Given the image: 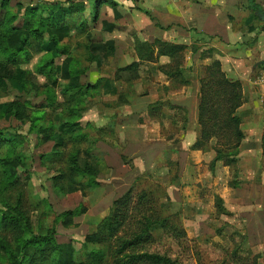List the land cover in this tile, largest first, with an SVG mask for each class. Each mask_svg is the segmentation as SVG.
Instances as JSON below:
<instances>
[{"label":"rangeland","instance_id":"1","mask_svg":"<svg viewBox=\"0 0 264 264\" xmlns=\"http://www.w3.org/2000/svg\"><path fill=\"white\" fill-rule=\"evenodd\" d=\"M112 2L114 5L105 3L103 0H0V20L3 21L7 15L15 16L16 20L12 27L16 28V33L8 39V42L12 48L16 49L24 47L23 42L28 37L30 20L47 28L46 37L48 40L44 43L46 50L49 46L55 47L52 38L57 33L59 34L57 36L61 49H57L55 52L57 61L55 76L58 79V101L63 102L61 93L68 83L63 73L71 61L70 57L77 55L83 57L88 54L82 49L84 45L93 41L104 42V40L116 39L117 46H121L120 48L124 50L123 53L118 51V57H120L122 54L126 56L127 48L129 46L134 47L137 41H146L154 37L151 26H156L158 13H154L153 7L155 4H161V2L155 4L145 0H112ZM179 2V6L190 7L193 10L196 5L200 4L201 0H180ZM260 2L264 5V0H260ZM76 5L82 6L84 10L72 14L75 10L73 6ZM221 9H223L222 6ZM30 10L38 12L28 17ZM147 12L149 16L146 14ZM53 19L60 21L65 27L59 28V30L50 29L48 23L53 22ZM254 21L253 23L235 24L230 19L234 32L248 29L252 30L253 34H258L264 24L257 18ZM82 23L86 24L84 31L77 28V25L80 26ZM52 26L54 25L52 24ZM111 26H116V29ZM66 46L70 48L67 55H65L66 49L64 50ZM31 52L33 61L29 68L39 63L44 54L41 48L36 45ZM86 58H88L87 55L82 58L84 60L82 64L92 69L93 74L89 77L85 76L83 82L96 79L94 77L97 73L96 65L90 66ZM190 58L191 54L187 52L184 63L189 64ZM117 59L116 55L115 61H111L110 65L104 67L105 72L111 76L114 75L117 66L116 61L123 63V60ZM124 62L128 63L129 59L124 60ZM25 68L0 64V109L6 110L12 102L19 100L28 101L37 106L43 104L44 97L33 98L24 96L22 93ZM145 74H142L143 79ZM39 80L41 83H45L44 78H39ZM106 99L111 98L107 97ZM43 113H46V120L51 119L55 123L61 122L62 114L59 110H44L41 114ZM262 115L256 110L245 112V132L251 136L261 133L264 138V125L261 124L264 122V115ZM147 118L149 119V117ZM259 126L260 130H258ZM29 128L30 124L27 122H12L9 118L0 121L3 138L8 141V144L2 146L0 150V158L10 156L14 161L6 164L7 173L2 171L0 165V209H4V206L1 205L2 198L3 200L9 198L14 202L18 193L22 192L23 207L30 212L34 232L37 235L45 233L40 231V225L44 229L51 228L54 226V221L58 215L75 210L81 205L89 207V202L90 208L94 207L93 214H99L97 212L103 208L104 211L100 214H105L113 198L119 197L129 189V186L135 183L133 181L137 175H141L137 171L132 172L134 169L132 160L126 161L125 165H128L130 170H119L114 177L117 181H114L112 175H108L106 178V182L111 184L109 198H106V190H104L105 195H101L102 192L100 194L99 191L97 196L94 195L93 191H90L91 188L84 186L87 182L85 180H78L81 185L73 186L69 179L65 183L68 190L67 194L63 196V193L58 192L54 187L53 178L58 176L57 171L67 170L68 154L71 150L68 151V149L60 147L59 135L47 144H40L37 136L29 133ZM170 131L173 132L171 126L168 129L163 128L162 134L167 137ZM58 134H60V130ZM226 136L227 133H224L221 139H225ZM211 141L212 144L209 143L205 150L213 149L215 152V149L221 148L217 145L216 140ZM226 142L222 140L219 144L224 145ZM174 144L176 143L174 142ZM179 147L181 148V146ZM251 148H247L243 152L240 148L237 163L234 165L225 163L224 165V161H220L222 164L220 168L217 167V164L213 167L211 163L181 167L178 156L172 161L173 163L171 162L173 165L170 170L158 169L156 173L140 179L133 185L136 186L137 190H143L146 187L156 190L163 209L165 208L167 213L173 214L175 224L186 232L185 237L178 242L165 236L151 247L152 252L169 254L184 264H223V262L237 264L232 259V252L240 247L242 249L240 254L244 256L247 250L245 233L247 234L249 230V224L246 226V220L251 223L252 232H261L263 238L264 224L261 226V219L258 218L264 215V187H256L254 182L263 180L264 185V155L258 152L256 146L252 145ZM223 150L225 154L229 152L225 151V148ZM94 154L101 157L97 147L94 148ZM258 172L259 174H257ZM14 182H17V186L11 189L8 184ZM62 182H57V187L61 188L64 185L61 186ZM225 187L229 189L238 188L236 194L227 197L229 200L227 201L230 204L239 201L238 209L243 207V212L233 214L227 211L222 197ZM217 197L222 199L226 209L224 214L218 213ZM257 204L259 205L258 210L263 211V213L253 215L252 209ZM87 210L89 212V208ZM90 221V217L84 214L75 218L76 227L66 228L61 223L56 224L59 245L66 250L69 249L65 251L68 254L71 249L75 248L74 250H76H72L74 251L73 262L84 261L85 254L91 250L84 244L85 237L89 232L87 224ZM0 238H5L9 242L13 239V237L5 236L2 233H0ZM255 253V255L260 256L258 262L260 263L264 253L263 255ZM4 256L5 254L0 251V264H9ZM64 259L65 256L62 252L59 256L61 264L64 263ZM261 263L264 264V259Z\"/></svg>","mask_w":264,"mask_h":264},{"label":"trees","instance_id":"2","mask_svg":"<svg viewBox=\"0 0 264 264\" xmlns=\"http://www.w3.org/2000/svg\"><path fill=\"white\" fill-rule=\"evenodd\" d=\"M103 1L114 5L112 0ZM248 3L253 17L264 24V8L256 0H248ZM73 7L75 10L72 14L84 10L82 6ZM37 12H29L28 17L37 14ZM15 20L13 15H7L3 21L0 20V64L15 68L26 67L22 93L24 96L33 98L44 97V102L37 106L28 101H14L6 110L0 109V121L9 118L12 122L29 123V133L36 135L40 144H47L59 135L60 147L68 149V151L71 150V152L68 154L67 170L57 171L58 176L53 178L54 187L58 192L63 193V196L68 191L65 185L68 179L73 186L81 185L78 180H85L87 182L84 186L91 188L97 185V172L90 165L81 167L79 156L81 151H85L89 156L96 158L94 148L106 133L104 129L89 132L80 124L81 116L87 110L90 101L100 97L103 93L104 79L94 85L83 82L89 67L82 64L84 61L82 58L87 55L86 61L89 65L94 63L93 42L82 48L88 54L83 57L77 55L69 58L71 61L63 73L68 83L61 93L63 102H59L58 79L55 76L57 64L55 52L57 49H61L58 41L59 34L57 33L58 36L55 35L52 38L55 47L49 46L46 50L44 43L48 40L46 37L47 28L30 20L28 37L23 42L24 47L21 49L12 48L8 39L16 33V28L12 27ZM73 25L76 26L74 23ZM85 25L82 23L80 26L77 25V28L84 31ZM48 26L54 30L65 27L56 19L48 23ZM262 33H264V26L259 34ZM35 45L40 47L44 54L39 63L29 68L33 61L31 51ZM153 46H159L162 55L173 59L176 65L173 68L176 72L173 74L180 83L185 85L180 67L184 58L183 53L187 47L160 41L154 44L137 41L136 50L142 60L153 58ZM65 49V55H67L70 48L66 46ZM132 69L134 66L126 68L125 71ZM39 78H44L45 83H41ZM242 106L243 87L241 82L230 80L218 60L205 67L201 78L199 105L201 139L197 141L194 149H205L211 140H216L217 145L221 148L215 149L216 157L211 163L213 167L220 161H224V165L225 163L229 165L237 163L240 147L245 137L241 129L242 121L238 116V111ZM44 110H59L62 114L61 122L55 123L51 119L46 120V113L41 114ZM160 111V108H156V106L151 107L149 117H154ZM59 130L60 134H58ZM1 131L0 150L2 146L8 144ZM224 133H227V136L225 139H221ZM222 140L227 142L220 145L219 142ZM85 145L86 148H84ZM223 148L229 152L225 154ZM12 162L14 161L10 156L0 158L1 169L4 173H7L6 164ZM59 181H63L61 186L64 184L61 188L56 185ZM8 186L11 189L16 188L17 182L8 184ZM22 194L19 192L14 202L9 198L4 200L2 198L1 203L4 209H0V233L13 237L10 242L5 238H0V251L5 254L4 257L7 258L9 264H61L59 256L62 252L65 256L63 264H184L169 254L150 250L165 236L178 242L186 235V232L175 224V216L167 213L165 208L163 209L157 191L151 187L137 190L136 186H132L125 195L113 203L110 214L87 235L84 244L91 250L85 254L84 261L77 263L73 262L75 248L71 249L68 254L65 251L69 249L66 250L59 245L56 224L61 223L66 228L76 227L75 218L86 214L87 208L81 205L75 210L58 215L53 227L44 229L40 225V231L45 233L37 235L34 232L31 214L23 207L24 197ZM216 199L218 213L224 214L226 209L222 199L219 197ZM240 251H242L240 247L233 250L232 259L234 262L237 264H259L260 256L248 249L243 256ZM223 264H227V262H223Z\"/></svg>","mask_w":264,"mask_h":264},{"label":"crops","instance_id":"3","mask_svg":"<svg viewBox=\"0 0 264 264\" xmlns=\"http://www.w3.org/2000/svg\"><path fill=\"white\" fill-rule=\"evenodd\" d=\"M145 1L151 4L161 2V4H155L153 7L154 13H158L156 26H151L154 37L140 42L154 44L160 41L187 47L180 67L182 79L186 84L176 79L173 74L176 72L173 70L176 66L175 62L170 57L162 55L159 46H153L152 59L142 60L136 50V43L134 47L127 48L126 56L122 54L118 57V53H123L124 50L120 48L121 46H117L116 39L104 40V42L93 41L96 52H94L93 65H96L97 73L94 77L96 79L90 80L88 84L94 85L104 79L103 93L97 99L90 101L87 110L81 116L80 124L89 132L104 129L106 133L96 146L101 157L94 158L81 151L79 164L81 167L90 165L96 170L97 185L90 189L96 196L98 191L100 194L102 192L101 195H105L104 190H106V198L110 197L111 184L106 182V178L108 175H112V178L116 177L119 170H128L126 161L132 160L134 167L132 172L137 171L141 174L137 175L133 181L135 183L156 173L158 169L170 170L172 161L178 156L181 167L214 161L216 154L213 149L208 151L194 149V146L201 139L199 105L203 69L215 60L221 62L223 71L230 80L240 81L243 87V106L238 111L242 121L241 129L245 136L240 147L241 151L250 149L254 145L258 152L264 155L263 136L261 133L251 136L245 132L244 120L245 112L256 110L257 113L264 115V102L261 96L263 87L259 83L264 77V33L259 34V31L258 34H253L252 30L248 29L234 32L230 23V19L235 24L255 22L248 0H201L193 10L190 7L179 6L180 2L175 0ZM256 2L264 8L260 0ZM111 27L116 29V26ZM187 52L191 54L189 64L184 63ZM116 55L117 60H123V63L116 61L117 66L114 75L111 76L105 72L104 67L115 61ZM127 59L129 62L125 63L124 60ZM130 66H134V69L125 71ZM143 73H146L144 79ZM92 74V69H89L85 76L89 77ZM107 97L111 99L107 100ZM154 106L161 111L155 114L156 116L149 117L150 109ZM261 124L264 125V122ZM170 126L173 132L170 131L166 137L162 134L163 128L168 129ZM210 143L212 144V141ZM221 166L222 164L218 162L217 167ZM261 176L263 177V174ZM135 183L129 187L131 188ZM254 185L263 188V180L255 181ZM130 188L119 197L113 198L104 215L100 214L104 208L97 212L99 214H93L94 207L90 208V202L89 207L85 205L87 209L89 208L86 215L91 219L87 224L89 230L87 235L110 214L113 203L125 195ZM223 190L222 197L227 211L233 214L243 212V207L238 209L239 201L230 204L227 199L229 195L236 194L238 188L225 187ZM258 206L257 204L253 207V215L263 213L258 210ZM258 219H261L262 226L264 215ZM246 222V226L249 224V230L247 234L245 233L246 248L253 253L263 255L264 232L262 238L261 232H252L251 223L247 220ZM261 261L259 264H262Z\"/></svg>","mask_w":264,"mask_h":264},{"label":"built area","instance_id":"4","mask_svg":"<svg viewBox=\"0 0 264 264\" xmlns=\"http://www.w3.org/2000/svg\"><path fill=\"white\" fill-rule=\"evenodd\" d=\"M151 1H158V0H151ZM176 2H179L180 0H175ZM260 85L263 87V94L262 97L264 99V77L260 80Z\"/></svg>","mask_w":264,"mask_h":264}]
</instances>
